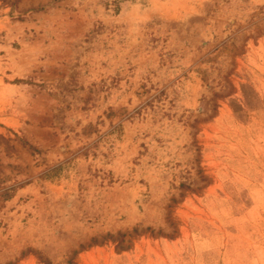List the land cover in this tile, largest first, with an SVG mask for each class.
I'll list each match as a JSON object with an SVG mask.
<instances>
[{"label":"rangeland","instance_id":"rangeland-1","mask_svg":"<svg viewBox=\"0 0 264 264\" xmlns=\"http://www.w3.org/2000/svg\"><path fill=\"white\" fill-rule=\"evenodd\" d=\"M0 264H264V0H0Z\"/></svg>","mask_w":264,"mask_h":264}]
</instances>
